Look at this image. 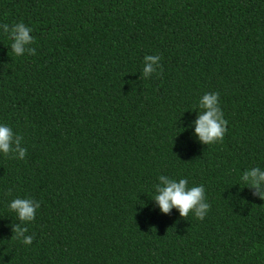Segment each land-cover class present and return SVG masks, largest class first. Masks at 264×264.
<instances>
[{
    "label": "trees",
    "instance_id": "16d2710c",
    "mask_svg": "<svg viewBox=\"0 0 264 264\" xmlns=\"http://www.w3.org/2000/svg\"><path fill=\"white\" fill-rule=\"evenodd\" d=\"M20 22L22 56L0 26V125L27 149L0 152V264H264V183L243 179L264 172V0H0V25ZM161 175L204 186L203 220L162 211ZM16 198L40 204L30 245Z\"/></svg>",
    "mask_w": 264,
    "mask_h": 264
},
{
    "label": "clouds",
    "instance_id": "9594fccd",
    "mask_svg": "<svg viewBox=\"0 0 264 264\" xmlns=\"http://www.w3.org/2000/svg\"><path fill=\"white\" fill-rule=\"evenodd\" d=\"M5 29L4 34L12 41L11 49L16 56L25 54V46L35 42L34 37L30 35L32 28L26 26L23 22L15 23L11 26L8 24L0 25ZM28 54H34L35 49L29 47ZM161 57L159 55H146L144 57V77H148L150 73L156 71L159 66ZM156 66V67H154ZM162 68V66H161ZM219 93H206L199 101V105L203 110L196 121V133L200 140L208 145L217 142H223L227 131L228 121L224 118V113L219 105ZM11 127L0 125V152L5 156L10 153H18L19 159H24L27 153L26 148L19 147L23 140L22 136L15 135ZM15 143L16 147H13ZM243 179L248 182L247 186L255 187L258 190L261 184L264 183V172L260 169L252 168L245 172ZM160 185H155L157 194L154 199L160 205L164 213H169L175 207L178 208L182 217H188L190 213L203 220L208 212L210 205L205 202V188L203 185L188 188V180L180 179L178 182L170 179L167 176H159ZM11 194V190L8 191ZM264 198V191L259 192ZM40 207L38 201L30 198H16L11 201L9 208L15 212L17 218L23 222L13 227V239L20 240L25 245H30L33 242L32 236H25L28 231L27 227H22V224L32 222L36 218V210Z\"/></svg>",
    "mask_w": 264,
    "mask_h": 264
}]
</instances>
